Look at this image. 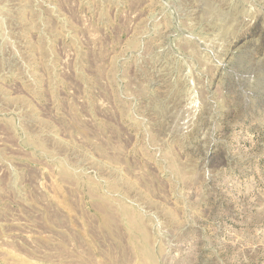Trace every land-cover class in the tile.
I'll use <instances>...</instances> for the list:
<instances>
[{"label":"rangeland","instance_id":"obj_1","mask_svg":"<svg viewBox=\"0 0 264 264\" xmlns=\"http://www.w3.org/2000/svg\"><path fill=\"white\" fill-rule=\"evenodd\" d=\"M0 264H264V0H0Z\"/></svg>","mask_w":264,"mask_h":264}]
</instances>
